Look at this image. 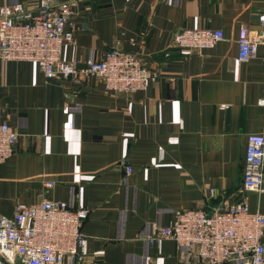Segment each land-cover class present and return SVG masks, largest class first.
<instances>
[{
	"label": "crops",
	"instance_id": "1",
	"mask_svg": "<svg viewBox=\"0 0 264 264\" xmlns=\"http://www.w3.org/2000/svg\"><path fill=\"white\" fill-rule=\"evenodd\" d=\"M70 1L65 59L122 48L159 75L146 90L107 92L95 75L47 79L34 62L0 58V121L20 131L0 163V214L64 200L90 213L84 264H202L151 236L177 210L241 198L248 135L264 133V0ZM17 2L36 11L39 0L0 6ZM243 25L261 39L247 61L238 59ZM184 27L222 28L225 39L188 51L171 43ZM247 195L264 212V192Z\"/></svg>",
	"mask_w": 264,
	"mask_h": 264
},
{
	"label": "built area",
	"instance_id": "2",
	"mask_svg": "<svg viewBox=\"0 0 264 264\" xmlns=\"http://www.w3.org/2000/svg\"><path fill=\"white\" fill-rule=\"evenodd\" d=\"M37 5L36 11L21 2L0 6V58L34 62L47 79L95 75L107 92L146 90L158 78L143 56L122 48L108 49L100 57L65 59L63 46L73 39L75 25L72 2L39 0ZM223 39L222 28L184 27L171 43L200 51ZM260 41L243 25L238 59L255 57ZM19 134L16 126L0 121V163L13 155ZM254 190L264 192V133L248 135L239 201L212 212L177 210L171 224L154 226L151 239H172L202 264H264V212L252 211L247 195ZM15 210L12 215L0 214V264H84L82 225L90 214L87 208L45 198L33 204L20 202Z\"/></svg>",
	"mask_w": 264,
	"mask_h": 264
}]
</instances>
